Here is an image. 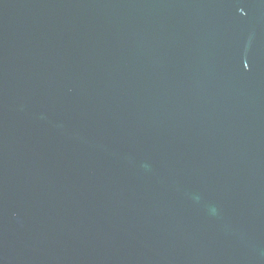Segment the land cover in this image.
<instances>
[{"label":"water","instance_id":"obj_1","mask_svg":"<svg viewBox=\"0 0 264 264\" xmlns=\"http://www.w3.org/2000/svg\"><path fill=\"white\" fill-rule=\"evenodd\" d=\"M0 264H264V0H0Z\"/></svg>","mask_w":264,"mask_h":264}]
</instances>
